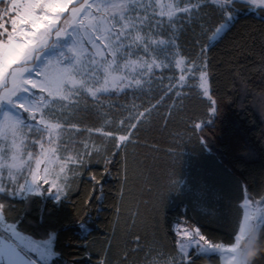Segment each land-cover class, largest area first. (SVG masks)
<instances>
[{"label":"trees","instance_id":"1","mask_svg":"<svg viewBox=\"0 0 264 264\" xmlns=\"http://www.w3.org/2000/svg\"><path fill=\"white\" fill-rule=\"evenodd\" d=\"M252 7L237 0L229 27L209 40L208 29L214 31L221 14L204 5L195 24L178 34L189 63L193 58L204 63L197 54L206 48L215 115L212 100L199 87L198 71L188 74L184 87L169 90L178 82L173 66L135 93L96 101L85 94L78 106H56L54 111L71 121L63 143L72 154L85 145L90 153L99 150L93 159L100 163L88 164L82 174L68 173L73 191L60 203L48 194L28 199L0 194L8 204L6 222L35 239L52 235L56 255L49 264H163L175 254L173 226L180 223L199 228L215 243L231 242L244 194L264 199V9ZM98 128L130 140L113 157L114 142ZM104 155L112 159L110 165ZM81 221L86 228L79 227ZM260 235L264 239V225ZM260 253L256 264H264V244ZM195 264H220V258L196 257Z\"/></svg>","mask_w":264,"mask_h":264},{"label":"snow or ice","instance_id":"2","mask_svg":"<svg viewBox=\"0 0 264 264\" xmlns=\"http://www.w3.org/2000/svg\"><path fill=\"white\" fill-rule=\"evenodd\" d=\"M253 11L264 9V0H242ZM237 0H0V194L6 198L51 195L60 203L73 191L68 173L82 174L99 150L69 152L62 133L71 124L54 111L79 105L81 96L94 101L102 95L135 93L173 66L180 69L177 85L185 86L186 73L199 72V87L208 90L210 72L206 48L189 63L177 43L178 34L195 24L204 5L220 9L221 22L209 40L215 39L234 19ZM198 43V39H197ZM190 78L195 79V76ZM212 113L218 112L212 100ZM112 107H119L112 105ZM264 107V101L261 102ZM147 115L139 113V117ZM122 123H124L122 121ZM75 128V124L71 125ZM200 128L201 125H196ZM137 124L132 123L131 129ZM27 129V131H26ZM91 133L92 129H87ZM103 131L119 154L130 140ZM32 137L29 140V137ZM47 145V146H46ZM105 165L113 161L101 156ZM58 169V171H57ZM108 168H105L107 174ZM51 177V178H50ZM102 193L100 181L91 176ZM44 185H48L47 188ZM102 199V195L96 197ZM251 203L246 198L245 206ZM7 201H0V264H43L56 255L50 240L25 236L14 223H4ZM264 215L246 213L231 242L215 243L199 228L177 227L175 254L163 264H195V258L226 264H256L264 239L260 227ZM86 228V221L79 224ZM100 264H107L101 260Z\"/></svg>","mask_w":264,"mask_h":264},{"label":"rangeland","instance_id":"3","mask_svg":"<svg viewBox=\"0 0 264 264\" xmlns=\"http://www.w3.org/2000/svg\"><path fill=\"white\" fill-rule=\"evenodd\" d=\"M220 34H221V33H220ZM173 67H175V66H174V61H173ZM176 69H177V68H176ZM177 71H178V77H179V75L181 74V71H180V69H177ZM188 74H189V73H186V78H187ZM198 78H199V75H198ZM201 90H202V89H201ZM202 92H203V90H202ZM26 131H27V129H26ZM31 139H32V137L30 136V137H29V140H31ZM63 139H64V137H63V133H62V140H63ZM46 146H47V145H46ZM65 155H72V153H71L70 150H69V152L65 153ZM57 171H58V169H57ZM50 178H51V177H50ZM44 187L47 188L48 185H44ZM246 198L249 199V198L247 197L246 193H245V194H244V198H243V200H242L241 203H240L241 208H242V217H241V220H243L244 215H245L246 213H253V214L257 215V216H259V215H264V199H257L256 201L250 200L251 203H250L248 206H245ZM241 220H240V221H241ZM4 223H8V222H6V221L4 220ZM178 226H179V229L181 230V233H182L183 231H191V230L196 229V228H194V227H192V226H189V225H186V224H184V223L175 224V225L173 226V230H174L175 235H176V231H177V227H178ZM18 231H19V230H18ZM20 232H21V231H20ZM21 233H22L23 235H25V236H30V235H28V234H26V233H24V232H21ZM0 235H4V233H3L2 231H0ZM33 239H35V238H33ZM52 239H53V237H52V235H51V236H49L48 238L43 239V240H50V242H51V243H50V247L52 248ZM176 239H178L177 235H176ZM38 240H40V239H38ZM219 258H220V257H219ZM49 262H50V258H48L47 260H45V261L43 262V264H49ZM220 264H226V261L220 258Z\"/></svg>","mask_w":264,"mask_h":264}]
</instances>
